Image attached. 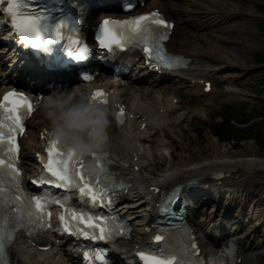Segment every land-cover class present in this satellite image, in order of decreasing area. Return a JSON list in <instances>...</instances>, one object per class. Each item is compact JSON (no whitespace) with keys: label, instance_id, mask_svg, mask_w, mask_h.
Listing matches in <instances>:
<instances>
[{"label":"bare ground","instance_id":"1","mask_svg":"<svg viewBox=\"0 0 264 264\" xmlns=\"http://www.w3.org/2000/svg\"><path fill=\"white\" fill-rule=\"evenodd\" d=\"M90 1L92 12L87 18L90 24L102 18L118 15L125 18L159 9L174 24L168 42L169 52L189 58L184 69L168 74L159 69L152 72L150 66L144 65L141 54L135 52L125 57L124 64L129 63L128 67L132 68V62H135L138 73L123 71L115 76L102 72L93 84L111 93V124L104 148L114 163L113 174L128 185V192L121 196L124 202L118 205L117 211L127 217L133 229L128 238L117 243L119 254L126 256L127 263L132 264L135 251L154 238L159 203L182 184L179 201L183 200L187 205L188 224L202 254L218 253L232 242L238 246L235 264H258V257L264 260V152L254 142H244L246 150L232 151L211 140L208 147L213 146L214 153L206 154L203 147H191L187 129L177 132L187 120L185 115L200 111L186 108L187 112H180L185 110L179 93L181 88L193 95H211L215 87L207 94V81L236 78L248 66L244 64L247 54L243 42L232 37L230 32L237 29L242 30L243 35L255 36V29L250 24L253 5L249 0H142V5L134 12L124 13L117 8L118 0ZM89 23L87 21L86 25ZM89 32L90 28L86 35ZM6 50L16 68L22 63L34 80H50L51 83L62 78H47L43 74L46 72L26 57L12 55L8 46L1 49L0 54ZM237 65L241 66L240 70ZM228 68L234 69L222 76ZM8 72L2 73L6 77L2 79L0 96L12 87L32 88L34 83L27 84L28 77L24 80L16 75L12 77ZM67 79L68 88L76 85L89 89L84 84H73L72 76ZM35 88L42 93L47 91V94L55 89L43 85ZM226 91L230 93V99L238 98L239 92L232 87ZM118 107L126 112L124 123L114 119ZM50 133L49 122L39 105L22 140L27 185L39 172L38 156L42 145L51 137ZM160 163H168V169L161 174L156 173ZM254 186L261 191L247 209L246 196ZM226 196L229 203L218 211ZM234 196L241 198L239 204H232ZM59 234L60 231H55L30 239L20 232L10 246L12 259L16 264H85L72 245L62 249L63 241L56 239ZM50 244L51 248H44Z\"/></svg>","mask_w":264,"mask_h":264},{"label":"snow or ice","instance_id":"2","mask_svg":"<svg viewBox=\"0 0 264 264\" xmlns=\"http://www.w3.org/2000/svg\"><path fill=\"white\" fill-rule=\"evenodd\" d=\"M28 4L27 9L25 5ZM131 5H129L130 7ZM7 11L11 13V24L14 30L19 33L21 40L35 47L47 48L49 41L58 37H62L61 27L65 23V19H59L54 24L51 22V17L44 14L42 9L33 10V6L28 3V0H11L7 5ZM169 21L162 18L158 11L146 12L140 15L128 17L126 19L113 20L105 18L100 27L97 39L101 46H106L112 49L114 45L120 48L126 46L129 40L140 41L145 46V51L149 57H154L158 63H171V59L164 54V48L161 43L167 38V31H159L154 29L153 25H169ZM70 42L76 44V48L72 49L70 54L76 59L85 58L89 52L87 43H81L75 36L69 37ZM91 79V75L87 76ZM92 97L97 102L106 103L107 94L103 89H96L92 92ZM33 110V102L25 93L13 89L4 94L0 100V166H6L9 169L10 175L16 177V187L20 186V168L15 161L18 159L20 151V143L18 135L25 129V117ZM119 115L122 117L123 108ZM9 153L11 163L6 160L2 152ZM95 155V153H93ZM66 157V158H61ZM45 161L46 170L52 174L55 179L50 180V183L60 184L65 188L77 187L81 194H86L92 201L100 204H111L112 197L108 190L99 184L98 180L93 183L96 178L91 173L85 174L83 165L79 163L82 157L74 151H66L62 148L56 139H51L47 142V155L41 156ZM3 168H0V179H2ZM36 182H42L40 177L35 178ZM34 201L36 217L44 216L46 225L47 218L50 217V209L45 206V200L42 196L29 197ZM7 200L0 192V264H7V247L13 237L16 228L24 224V217L20 212L19 207L15 213L11 209H5L4 204ZM169 212L172 209H167ZM31 213L29 217L31 218ZM175 215V213H173ZM61 220L64 222V227L72 231L71 223L76 222L79 228V222L89 226L92 231L80 229L85 237L96 236L95 230L98 229V236L101 238H111L112 229L108 226V217L93 216L91 213H85L65 205V212L61 213ZM99 220V223H98ZM124 229L121 228L120 232ZM161 236L157 235L156 240H160ZM107 249L85 250L84 255L90 260L102 261L103 264H108L106 256ZM139 256L144 264H188L187 261L178 260L177 254H167L163 252L154 254L151 250L139 251Z\"/></svg>","mask_w":264,"mask_h":264},{"label":"rangeland","instance_id":"3","mask_svg":"<svg viewBox=\"0 0 264 264\" xmlns=\"http://www.w3.org/2000/svg\"><path fill=\"white\" fill-rule=\"evenodd\" d=\"M249 1L254 10L250 24L255 29V36L243 35L242 30L237 29L230 32L232 37L240 38L243 42L247 54L244 64L248 66L236 78L217 79L214 93L211 95L197 96L189 94L185 88L179 90L182 103L185 104V110L180 112H187L186 108H197L200 111L197 114L185 115L187 120L177 128V132L181 133L183 128L187 129L188 137L193 144L191 147H203L206 154L214 153L213 146L208 147L211 140L232 151L246 150L244 142H254L259 150L264 152V69H256L257 65L264 64V59H260V55L264 56V0ZM232 69L228 68L222 72V76L227 75V72ZM245 69L250 70L245 71ZM229 87L239 92L235 100L230 99V93L226 91ZM223 120H229L234 124V131L230 135L234 138L233 140L224 141L213 134L211 129ZM166 169H168V163H160L156 173L161 174ZM260 191L258 186L250 190L246 196L247 209ZM227 202L229 203V200L226 196L221 200L218 211H222ZM231 202L239 204L241 198L234 196ZM258 264H264V260L260 257Z\"/></svg>","mask_w":264,"mask_h":264},{"label":"clouds","instance_id":"4","mask_svg":"<svg viewBox=\"0 0 264 264\" xmlns=\"http://www.w3.org/2000/svg\"><path fill=\"white\" fill-rule=\"evenodd\" d=\"M40 107L50 134L66 151L99 153L107 144L112 110L108 103L93 99L89 89L57 87L42 96Z\"/></svg>","mask_w":264,"mask_h":264},{"label":"trees","instance_id":"5","mask_svg":"<svg viewBox=\"0 0 264 264\" xmlns=\"http://www.w3.org/2000/svg\"><path fill=\"white\" fill-rule=\"evenodd\" d=\"M260 59H264V56L260 55ZM211 130L213 131V134L224 141H230L234 139L232 136H230L234 129L229 120H223L222 122L216 124V126H214Z\"/></svg>","mask_w":264,"mask_h":264},{"label":"water","instance_id":"6","mask_svg":"<svg viewBox=\"0 0 264 264\" xmlns=\"http://www.w3.org/2000/svg\"><path fill=\"white\" fill-rule=\"evenodd\" d=\"M264 18V17H263Z\"/></svg>","mask_w":264,"mask_h":264}]
</instances>
